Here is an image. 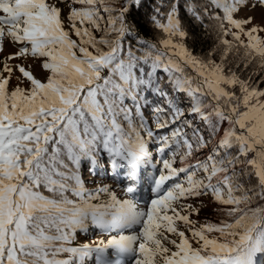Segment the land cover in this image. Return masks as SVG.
Segmentation results:
<instances>
[{
  "label": "snow or ice",
  "instance_id": "1",
  "mask_svg": "<svg viewBox=\"0 0 264 264\" xmlns=\"http://www.w3.org/2000/svg\"><path fill=\"white\" fill-rule=\"evenodd\" d=\"M185 15L215 34L207 52ZM5 42L0 264H261L264 0H0ZM102 159L125 198L85 187L82 163L96 176ZM209 203L216 220L194 219ZM90 226L107 240L73 246Z\"/></svg>",
  "mask_w": 264,
  "mask_h": 264
},
{
  "label": "rangeland",
  "instance_id": "2",
  "mask_svg": "<svg viewBox=\"0 0 264 264\" xmlns=\"http://www.w3.org/2000/svg\"><path fill=\"white\" fill-rule=\"evenodd\" d=\"M67 10H68L67 8L64 9L65 13H67ZM258 13H259V10H257L256 13H241V15L256 14L258 16ZM15 50H16V48L13 45H11L9 42H5L4 50H3V52H0V61H2L5 56H7L11 52H14ZM21 62L22 61H20V60L9 61L10 64H18ZM24 62L33 64L34 74L38 78L42 77L45 74L40 69V67L38 66L39 62H34L31 59L24 61ZM2 67H3V65L0 64V68H2ZM16 74L18 75L19 73H16ZM13 83H15V80H13ZM153 156H154V158H149L147 163L142 165L143 173L145 170H146V172L150 171V175H148V178L144 175L145 178H147L148 180L144 179L143 181H141L138 179L136 182L137 189H138L137 193L142 192V194L148 195V197L146 199H144V201H141V203L138 202L140 207H144L145 203L150 201V199L152 198L153 194L151 193L150 186H149L151 184V177L154 174H158L157 167L159 165H160V167L162 166V162H160V160L158 162H156V159L159 158V154L154 153ZM101 166H103V167H100V171L98 170V175H96V176H93L92 172L90 171V168H89V170H87L85 168L81 172L83 179H84V182H85V187L86 188H95L97 185L107 184L110 186V191L115 192L119 198H125L123 189L126 186L127 181L124 179V177L122 175H117V174L113 173L111 171L110 167L105 162V160H103V164ZM106 169H107V171H105ZM148 181H150V184ZM145 183H146V186L144 185ZM139 191H141V192H139ZM107 198H108V196L104 200H107ZM136 198L138 200L139 195H137ZM205 199L207 202V198H205ZM213 207H214V205L209 203L208 207L204 208L201 211L198 218L197 217H193V218L199 219L200 222H204L205 217H207L209 220L215 221L217 216H216V213L213 211ZM86 233H87L86 241L90 242V243L94 242V239L95 240H100V239L107 240V238H108V234L102 232L99 229L90 228V229H88V231ZM90 240H92V241H90ZM82 243L83 242H81L79 244H82ZM87 264H94V258L89 259Z\"/></svg>",
  "mask_w": 264,
  "mask_h": 264
},
{
  "label": "trees",
  "instance_id": "3",
  "mask_svg": "<svg viewBox=\"0 0 264 264\" xmlns=\"http://www.w3.org/2000/svg\"><path fill=\"white\" fill-rule=\"evenodd\" d=\"M186 2H187V0H180V5H181V9L182 10L184 9V7L186 5ZM144 11L145 10L142 8L140 14H138V16H137V19L140 21V26H141V30H142L143 34L146 37L151 38V37H153L155 35V33L151 29V26L147 25L145 23V19H144V15H143ZM184 23H185V26L187 28H189V40H188L189 46L190 47H194L197 52H200L201 50H203L204 52H207L213 46V42H214V39H215V34L206 32L205 29L203 28V26L197 25L194 21H190V19L186 15H185V18H184ZM205 23H207V21H205ZM73 38L75 39L74 36H73ZM228 39H231V37H228ZM254 70H256L255 66H253L252 68H249L250 72L254 71ZM260 75H264V71H261ZM256 79H259V76H257ZM261 87H264V84H261ZM159 160H160V157L156 159V162H158ZM102 164H103V159L100 160L99 168L101 167ZM159 167H160V165L157 167V169ZM85 168L87 170H89V168H90V165L87 162L82 163L81 172ZM148 173L150 174V172H148ZM139 192H141V191H139ZM137 195H139V198H138V202L139 203H141V201H144V199H146L148 197L147 194L144 195V194H142V192L141 193H137ZM107 196L108 195L106 193H101L100 194V200L101 201L104 200ZM93 202L96 203V202H99V201H93ZM90 228H93V227L90 226L89 229ZM76 237L77 238L75 239L73 246L78 245L81 242L90 243V242L86 241V239H87V233L86 232L78 231L76 233ZM90 241H92V240H90ZM94 241H98V240L94 239ZM261 264H264V260H261Z\"/></svg>",
  "mask_w": 264,
  "mask_h": 264
}]
</instances>
